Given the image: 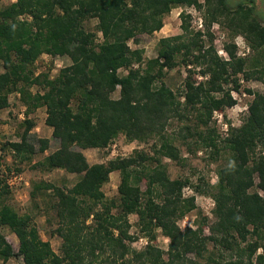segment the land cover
<instances>
[{
    "label": "trees",
    "instance_id": "1",
    "mask_svg": "<svg viewBox=\"0 0 264 264\" xmlns=\"http://www.w3.org/2000/svg\"><path fill=\"white\" fill-rule=\"evenodd\" d=\"M189 6L203 9L206 24L223 16L231 34H242L251 50L264 46V23L255 17L253 0H240L233 7L225 0H13L0 5V109L11 92L25 106V115L44 106V123L57 147L37 164L42 170L59 168L79 175L69 187L39 181L30 191L31 196L41 192L50 199L58 252L39 237L32 216L17 213L6 202L9 190L0 183V227L17 239L14 252L0 232L1 260L19 256L23 264H264V91L245 89L252 98L241 123L229 127L220 141L229 155L210 186L170 178L161 162V157L175 162L181 158L165 131L170 118L189 121L181 136L195 137L193 142L217 154V135L208 125L211 113L234 103L229 90H238L237 73L247 78L256 70V60L249 62L250 71L245 68L247 62L236 56L233 43L224 45L227 60L216 56L211 32H204L205 43L199 30L190 31L183 10L178 14L181 33L160 37L154 57L143 62L141 49L128 45L138 34L159 30L172 8ZM90 19L95 20L93 30L87 27ZM42 53L66 56L69 63L54 76L34 73L32 65ZM178 63L186 74L175 92L160 78ZM189 64L199 66L202 79H190ZM30 86L38 90L32 93ZM21 123L18 139L1 146L23 160L42 153L48 139L37 138L35 147L29 134L33 122L24 117ZM118 134L128 141L154 137L152 154L135 150L87 163L82 149L105 148ZM112 171L119 175L116 194L106 197L101 187ZM185 186L212 199L211 221L203 217L194 227L178 226L195 207L193 195L182 196ZM130 214L146 238L139 250L130 247L135 239L129 232ZM157 230L167 239L164 250L153 243Z\"/></svg>",
    "mask_w": 264,
    "mask_h": 264
},
{
    "label": "rangeland",
    "instance_id": "2",
    "mask_svg": "<svg viewBox=\"0 0 264 264\" xmlns=\"http://www.w3.org/2000/svg\"><path fill=\"white\" fill-rule=\"evenodd\" d=\"M13 0H1L0 5H4ZM203 1V0H199ZM229 7H233L240 0H225ZM183 10L188 13L189 29L191 32L199 30L202 33V39L205 43L208 42V38L204 33L206 29L211 32L212 46L214 48L216 56L227 60L228 56L224 51V45L226 43H233L235 46L236 56L244 57L247 64L246 69L250 71L252 69L249 66L250 61L256 60V70L249 74L247 78L242 76L241 73H237L239 87L238 90H229L231 98L234 103L230 106H226L221 110H213L211 113L210 122L208 125L213 126L217 135V143L219 149L217 154L213 153L211 148L203 146L202 143L196 141L193 142L191 136H181L182 126L185 123H190L187 120H177L176 118H170L168 124L165 126L166 133L172 137V143L177 146L179 150L180 160L175 162L166 157H161V162L166 167L167 174L170 178L186 177L193 185H198L199 188H203L207 185L214 183L216 179V169L226 162L228 153L221 148L220 142L226 135L229 127L238 126L243 117L246 114V107L252 95L246 92L245 89H250L253 92L264 91V72H260V69H264V46L253 51L248 47L245 38L242 34H231L229 29L223 23V16H218L216 21H212L210 24L204 23L203 9H197L196 7H174L168 13L163 15V24L161 28L151 34H138L134 40H129L127 43L131 48L137 47L141 49L142 61L152 58L156 54V43L160 37L171 36L181 33L179 28L180 19L178 17L179 12ZM253 10L255 17L264 23V0H253ZM197 18L201 19V27L197 28ZM95 20L90 19L87 23V27L91 30L94 29ZM97 40H100L99 33L96 36ZM180 55L175 56V60L179 61ZM69 63V59L66 56H50L42 53L33 63L32 68L34 73L40 71H47L50 76H54L58 69ZM191 69L190 79L197 81L203 77L197 72L199 66L189 64ZM1 71V68H0ZM185 67L178 63L173 68L165 70V74L160 80L173 91L177 92L181 89L182 81L185 77ZM157 82V81H156ZM158 83V82H157ZM224 87H229L226 85ZM29 90L33 93L38 90L35 86H30ZM218 95V94H216ZM112 97L117 96V89L111 94ZM182 100L181 97H179ZM7 106L0 109V183H5L8 187L9 193L7 203L19 214L26 213L32 216L33 224L35 225L38 235L42 240H47L51 249L54 252H58L60 238L51 234V230L55 227V219L53 217L52 208L49 207L50 199L39 193H35L34 196L30 195L32 185L39 181L49 182L57 186H71L79 177L78 174L68 173L62 169L55 168L52 170H42L37 164L42 157L53 151L57 147V142L51 137V128L45 125V108L44 106H38L31 112L24 114L25 106L19 101L18 95L15 92H11L7 96ZM26 117L33 122L32 128L29 130V134L33 136V144L37 147V138L48 139L47 148L42 153H35L29 156L28 159L20 160L19 157H14L12 152L8 149L2 148L1 144L6 141H13L18 139V134L23 129L22 119ZM155 140L154 137H147L142 141L131 140L128 141L122 134H118L109 145L105 148H85L82 149L86 161L88 164L105 162L108 159L116 156H127L132 154L135 150L147 151L148 154H152L151 145ZM263 156H264V150ZM16 175L17 178H11ZM119 175L117 171H112L109 174L108 181L101 187L106 197H111L116 194V186L118 183ZM0 187L1 184H0ZM141 189H143V183H140ZM193 195L194 197V209L189 211L182 219L177 221L180 228L185 226L194 227V222L202 220L206 217L208 221L212 220L211 207L212 199L206 195L198 192H194L189 187H183L182 196ZM129 232L135 235V239L130 242V247L139 250L146 243V238L142 237L137 232L136 217L133 214L128 215ZM0 232L5 236L7 242L12 246L14 252L17 250V239L15 235L6 227H0ZM203 233H207L204 228ZM153 243L161 249L166 248L167 239L157 230ZM210 249V244L207 245ZM260 250L258 249L256 253ZM0 264H23L19 256H12L7 260H1Z\"/></svg>",
    "mask_w": 264,
    "mask_h": 264
},
{
    "label": "built area",
    "instance_id": "3",
    "mask_svg": "<svg viewBox=\"0 0 264 264\" xmlns=\"http://www.w3.org/2000/svg\"><path fill=\"white\" fill-rule=\"evenodd\" d=\"M197 28H200L201 27V19H199V18H197ZM46 56H47V54H45ZM11 178H13V179H15V178H17V176L16 175H13ZM144 242H146V241H144Z\"/></svg>",
    "mask_w": 264,
    "mask_h": 264
},
{
    "label": "crops",
    "instance_id": "4",
    "mask_svg": "<svg viewBox=\"0 0 264 264\" xmlns=\"http://www.w3.org/2000/svg\"><path fill=\"white\" fill-rule=\"evenodd\" d=\"M45 55V54H44Z\"/></svg>",
    "mask_w": 264,
    "mask_h": 264
}]
</instances>
